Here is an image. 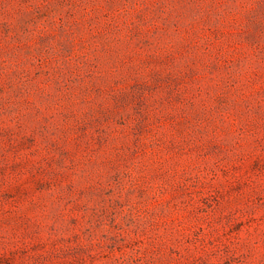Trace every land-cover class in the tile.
<instances>
[{
    "label": "rangeland",
    "instance_id": "1",
    "mask_svg": "<svg viewBox=\"0 0 264 264\" xmlns=\"http://www.w3.org/2000/svg\"><path fill=\"white\" fill-rule=\"evenodd\" d=\"M0 264H264V0H0Z\"/></svg>",
    "mask_w": 264,
    "mask_h": 264
}]
</instances>
